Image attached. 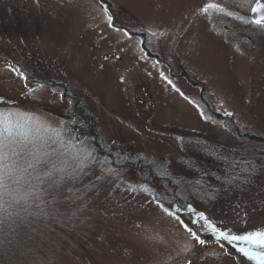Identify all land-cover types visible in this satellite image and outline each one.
<instances>
[{
  "label": "rangeland",
  "instance_id": "obj_1",
  "mask_svg": "<svg viewBox=\"0 0 264 264\" xmlns=\"http://www.w3.org/2000/svg\"><path fill=\"white\" fill-rule=\"evenodd\" d=\"M105 1L0 0V141L58 155L15 181L0 161V264H254L197 213L264 230L255 0Z\"/></svg>",
  "mask_w": 264,
  "mask_h": 264
},
{
  "label": "snow or ice",
  "instance_id": "obj_2",
  "mask_svg": "<svg viewBox=\"0 0 264 264\" xmlns=\"http://www.w3.org/2000/svg\"><path fill=\"white\" fill-rule=\"evenodd\" d=\"M103 3V0H101ZM210 10L217 12H224V9L215 3H207L201 8V12L207 14ZM107 20L111 25L112 17L107 15L108 8L104 7ZM251 12L255 14L251 23L264 27V0H255V5L251 7ZM231 15L230 12L226 13ZM155 35V33H153ZM124 36L131 39V35L124 31ZM8 69L13 72L19 73V70L8 66ZM23 78V74L19 73ZM171 83V81H169ZM31 91V89H30ZM183 95V93H181ZM226 116H231L232 113L225 112ZM59 135V133H56ZM47 147L51 148L52 151H45L43 148H37L35 143L29 145L27 142L20 140L19 138L9 139L7 142L0 141V161L3 162V169L5 170L6 177L8 174H12L11 178L15 181L23 178L25 175H31L28 169L36 171L39 166L51 164L55 169V160L58 159V155L55 152V144L50 143ZM12 157H16L12 160ZM48 175H51L49 172ZM169 215H175L169 209H164ZM194 211V209H190ZM200 220L204 223L202 227L210 231L211 235L216 239L217 242H226L236 250L240 256L246 258L247 261H253L254 264H264V230L250 231L243 234H234L231 230L221 229L217 227L203 212L197 213ZM181 223H183L181 221ZM185 230L189 231L192 237L201 245L205 244L206 241L200 239L196 232L185 226Z\"/></svg>",
  "mask_w": 264,
  "mask_h": 264
},
{
  "label": "trees",
  "instance_id": "obj_3",
  "mask_svg": "<svg viewBox=\"0 0 264 264\" xmlns=\"http://www.w3.org/2000/svg\"><path fill=\"white\" fill-rule=\"evenodd\" d=\"M98 1H100L101 2V0H98ZM102 3V2H101ZM103 3H106V4H108L109 5V3L107 2V1H105V0H103ZM78 117H79V119L80 120H82L83 122H84V124H85V126H84V132L82 131V133H80V132H78V128H76V130H75V132L77 133V139H79L80 138V134H82L83 135V133H84V135H86V136H88V134L89 133H91L92 131H93V128H94V126H95V121H94V117H92V115H90V114H88V113H86V112H84L82 109L80 110H78L77 111V114H76ZM250 138H253V139H256V140H260V141H264V139H263V137H260V136H254V135H251L250 136ZM93 145H94V147H96V148H98V142L97 141H95V140H93ZM102 152V151H101ZM107 158V157H106ZM108 159V158H107Z\"/></svg>",
  "mask_w": 264,
  "mask_h": 264
},
{
  "label": "water",
  "instance_id": "obj_4",
  "mask_svg": "<svg viewBox=\"0 0 264 264\" xmlns=\"http://www.w3.org/2000/svg\"><path fill=\"white\" fill-rule=\"evenodd\" d=\"M254 5H255V3H254ZM253 5V6H254ZM255 16V14H253L252 12L250 13V18H251V20L253 19V17Z\"/></svg>",
  "mask_w": 264,
  "mask_h": 264
}]
</instances>
